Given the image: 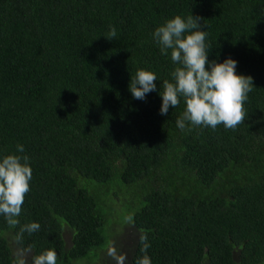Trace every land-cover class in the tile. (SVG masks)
<instances>
[{"label": "trees", "instance_id": "obj_1", "mask_svg": "<svg viewBox=\"0 0 264 264\" xmlns=\"http://www.w3.org/2000/svg\"><path fill=\"white\" fill-rule=\"evenodd\" d=\"M177 15L202 18L209 61L232 57L253 77L235 130L181 131L183 99L161 115L162 81L178 65L153 33ZM111 27L117 39L105 36ZM139 69L158 77L143 100L129 90ZM8 154L27 155L33 175L19 225L0 215V264L18 252L31 264L47 249L57 264L90 261L107 245L121 252L125 232L134 233L126 264L144 255L143 235L151 264L264 263V0H0V158ZM104 189L115 199L102 200ZM116 205L120 229L106 213ZM30 222L39 231L18 242Z\"/></svg>", "mask_w": 264, "mask_h": 264}, {"label": "clouds", "instance_id": "obj_2", "mask_svg": "<svg viewBox=\"0 0 264 264\" xmlns=\"http://www.w3.org/2000/svg\"><path fill=\"white\" fill-rule=\"evenodd\" d=\"M201 17L190 15L186 19L180 15L167 20L153 33L154 41L160 46L162 55L171 54V60L178 66L171 73V80L164 79L160 87L162 96L161 115H167L170 107L179 106L181 99L185 103L182 115L176 125L184 131L189 123L194 127L219 125L235 130L245 120L244 104L248 93L253 89V77L236 72L237 61L232 57L223 62L208 60L211 49L206 43L207 32L200 23ZM109 40L117 37V30L111 27L105 35ZM210 64L209 68L206 65ZM157 75L145 69H139L131 76L129 90L133 98L143 100L150 92L157 90ZM190 130V129H189ZM17 152L24 153V146L17 145ZM33 170L27 155L8 154L0 158V215H3L10 228L19 225V217L25 195L30 191ZM38 222H30L20 227L15 239L23 240L24 233L31 235L39 231ZM143 256L136 264H151L147 255L150 247L147 236L141 237ZM29 253L31 249L27 250ZM107 255L114 264H126L127 256L115 247L107 249ZM14 264H28L27 257L16 254ZM31 264H57V253L53 249L31 256Z\"/></svg>", "mask_w": 264, "mask_h": 264}, {"label": "rangeland", "instance_id": "obj_3", "mask_svg": "<svg viewBox=\"0 0 264 264\" xmlns=\"http://www.w3.org/2000/svg\"><path fill=\"white\" fill-rule=\"evenodd\" d=\"M124 195H126V198H129V193L124 192L122 194V196H124ZM111 198L115 199V196H114L113 192L110 189L102 190V192H101V199L102 200H105L108 203ZM101 199H98V200H99V203H101L103 205L104 202H102ZM117 204H120V203L118 202ZM118 208H120L119 205H116V209H112V211L109 208H107V212L106 213H108L107 215H108V220L110 222V225H111V223L112 224H116L118 229H120V228L125 227V225L121 221L122 220L123 211L119 210ZM111 212H112V214H111ZM115 221H117V222H119L121 224L118 225ZM61 223H62L63 229L65 231H67L66 232V238L70 242V231L71 232H73V231H72V229L68 228V224L64 220H61ZM119 234L121 235L120 236L121 238H120L119 241H121L123 243V249L121 250L120 253L127 255V250L129 248V245L132 243V239L134 238V233L125 232V234L124 233H119ZM109 247H110V245H107L105 247V253L102 252V254H99L97 250H93L91 252V254L89 255L90 261L86 260L87 258H85V259L77 261L78 262L77 264H89V263H91V264H114V262L111 260V258L108 257V255H107V249ZM103 254H104V256H102ZM126 263H128L127 259H126ZM262 264H264V263H262Z\"/></svg>", "mask_w": 264, "mask_h": 264}]
</instances>
